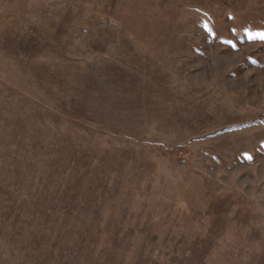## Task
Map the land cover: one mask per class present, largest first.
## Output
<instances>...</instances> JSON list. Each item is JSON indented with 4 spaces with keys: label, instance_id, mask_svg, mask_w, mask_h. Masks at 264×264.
Wrapping results in <instances>:
<instances>
[{
    "label": "rangeland",
    "instance_id": "1",
    "mask_svg": "<svg viewBox=\"0 0 264 264\" xmlns=\"http://www.w3.org/2000/svg\"><path fill=\"white\" fill-rule=\"evenodd\" d=\"M0 264H264V0H0Z\"/></svg>",
    "mask_w": 264,
    "mask_h": 264
}]
</instances>
